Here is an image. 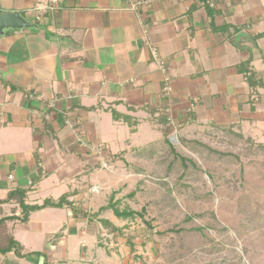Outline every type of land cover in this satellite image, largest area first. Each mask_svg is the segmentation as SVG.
I'll return each instance as SVG.
<instances>
[{
  "label": "crops",
  "instance_id": "crops-1",
  "mask_svg": "<svg viewBox=\"0 0 264 264\" xmlns=\"http://www.w3.org/2000/svg\"><path fill=\"white\" fill-rule=\"evenodd\" d=\"M48 3L0 0L25 23L0 31V264H92L83 212L115 155L166 132L264 129V0H65L37 19ZM65 197L79 211L23 221Z\"/></svg>",
  "mask_w": 264,
  "mask_h": 264
},
{
  "label": "rangeland",
  "instance_id": "rangeland-1",
  "mask_svg": "<svg viewBox=\"0 0 264 264\" xmlns=\"http://www.w3.org/2000/svg\"><path fill=\"white\" fill-rule=\"evenodd\" d=\"M189 136L166 132L103 168L96 213L114 203L143 218L95 217L92 264H264V129Z\"/></svg>",
  "mask_w": 264,
  "mask_h": 264
},
{
  "label": "trees",
  "instance_id": "trees-1",
  "mask_svg": "<svg viewBox=\"0 0 264 264\" xmlns=\"http://www.w3.org/2000/svg\"><path fill=\"white\" fill-rule=\"evenodd\" d=\"M113 116H114V119L116 121H118L120 118H119V114L113 112ZM169 142V141H168ZM64 205H68L71 207V209L74 211V212H77L79 211L71 202H68L67 201V198H63L59 203H52V202H46L45 204L41 205V206H33V207H30V206H24V210L26 211L25 213V218L23 221H26L29 217V214L30 212L32 211H35V210H41L43 208H46V207H63ZM113 210V213L114 215L119 218V219H129V218H134L135 216H140L143 218V215L142 214H138L137 212L133 211V210H129V211H122L120 210L116 204L114 203H110L108 206H104L102 207L97 213H85V216L87 218H89V222H93V219L95 217H98L99 214L105 212V211H108V210ZM104 228H107L110 230V232H117V231H120L118 228H116V226L111 223L109 220H101ZM147 224L149 225V223L147 222ZM14 246L15 247H18L19 245L17 243H14ZM19 249V248H18Z\"/></svg>",
  "mask_w": 264,
  "mask_h": 264
},
{
  "label": "built area",
  "instance_id": "built-area-1",
  "mask_svg": "<svg viewBox=\"0 0 264 264\" xmlns=\"http://www.w3.org/2000/svg\"><path fill=\"white\" fill-rule=\"evenodd\" d=\"M64 2H65V0H49V3L47 5H43V4L37 5L36 8L34 9V11L37 14V19H40L41 17H43L44 14L47 11L54 12L57 9L61 8V6L63 5ZM152 53H153L156 61L160 64V67L163 68L164 67V63L160 60V57L158 55L157 50L156 49H153L152 50ZM166 91L167 92H170L171 91V87L167 88ZM69 125L72 127L71 124H69ZM10 179H12V176L10 177Z\"/></svg>",
  "mask_w": 264,
  "mask_h": 264
},
{
  "label": "water",
  "instance_id": "water-1",
  "mask_svg": "<svg viewBox=\"0 0 264 264\" xmlns=\"http://www.w3.org/2000/svg\"><path fill=\"white\" fill-rule=\"evenodd\" d=\"M25 23L16 14H0V31L3 28H22Z\"/></svg>",
  "mask_w": 264,
  "mask_h": 264
}]
</instances>
